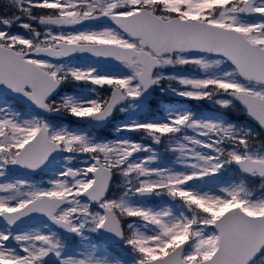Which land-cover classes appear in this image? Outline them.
Returning a JSON list of instances; mask_svg holds the SVG:
<instances>
[{
  "label": "snow or ice",
  "instance_id": "obj_1",
  "mask_svg": "<svg viewBox=\"0 0 264 264\" xmlns=\"http://www.w3.org/2000/svg\"><path fill=\"white\" fill-rule=\"evenodd\" d=\"M0 264H264V0H0Z\"/></svg>",
  "mask_w": 264,
  "mask_h": 264
},
{
  "label": "rangeland",
  "instance_id": "obj_2",
  "mask_svg": "<svg viewBox=\"0 0 264 264\" xmlns=\"http://www.w3.org/2000/svg\"><path fill=\"white\" fill-rule=\"evenodd\" d=\"M11 173V174H10ZM9 173V177L8 178H12L13 176H20V177H24L25 176V174H14V173H12V172H10Z\"/></svg>",
  "mask_w": 264,
  "mask_h": 264
},
{
  "label": "water",
  "instance_id": "obj_3",
  "mask_svg": "<svg viewBox=\"0 0 264 264\" xmlns=\"http://www.w3.org/2000/svg\"><path fill=\"white\" fill-rule=\"evenodd\" d=\"M16 172H18V173H22V171H16ZM24 173V172H23Z\"/></svg>",
  "mask_w": 264,
  "mask_h": 264
}]
</instances>
